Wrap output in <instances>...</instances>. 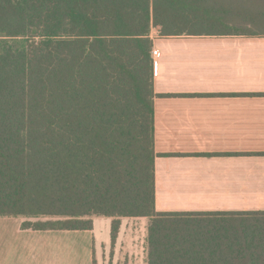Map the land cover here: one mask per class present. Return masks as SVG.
Masks as SVG:
<instances>
[{"label": "trees", "instance_id": "obj_1", "mask_svg": "<svg viewBox=\"0 0 264 264\" xmlns=\"http://www.w3.org/2000/svg\"><path fill=\"white\" fill-rule=\"evenodd\" d=\"M239 3L0 0V218H110L111 244L144 218L146 264H264V212L155 211L150 33L264 37L239 31Z\"/></svg>", "mask_w": 264, "mask_h": 264}, {"label": "crops", "instance_id": "obj_2", "mask_svg": "<svg viewBox=\"0 0 264 264\" xmlns=\"http://www.w3.org/2000/svg\"><path fill=\"white\" fill-rule=\"evenodd\" d=\"M150 39L157 51L151 53L155 211L264 212V37H161L154 28ZM94 219L91 231L47 232L81 234L87 264H97ZM139 219L122 218L120 226ZM18 221L0 227L47 233L22 230ZM119 232L114 244L110 234L102 246L101 262L108 245L109 253L121 248ZM12 238L0 236V264H19ZM120 263L131 264L130 255Z\"/></svg>", "mask_w": 264, "mask_h": 264}, {"label": "rangeland", "instance_id": "obj_3", "mask_svg": "<svg viewBox=\"0 0 264 264\" xmlns=\"http://www.w3.org/2000/svg\"><path fill=\"white\" fill-rule=\"evenodd\" d=\"M238 11L239 1L247 2L245 6L246 17H240L233 22L235 25L243 24L239 28L242 33L264 35V0H229ZM239 4V5H238ZM245 23V24H244ZM140 222H127L124 227L119 226L122 234V246L119 251L110 248L106 251L105 260L101 262L102 246L110 241L111 221L110 218H95L93 221V234L95 238L97 264H121L122 258L130 255L131 264H143L144 243L147 226V219H139ZM147 221V222H146ZM0 222H19L18 219H1ZM118 233H120L118 231ZM0 236L11 237L10 243L15 252V258L19 264H87V249L84 247L81 234H69L64 232H47L36 234L28 231H21L12 225L0 227ZM118 236V235H117ZM105 243V244H103ZM105 247V246H103ZM121 253L123 254L121 256ZM116 261L108 259V256ZM125 255V256H124ZM124 256V257H123ZM121 257V258H120ZM121 260V261H117ZM127 262V261H126Z\"/></svg>", "mask_w": 264, "mask_h": 264}, {"label": "built area", "instance_id": "obj_4", "mask_svg": "<svg viewBox=\"0 0 264 264\" xmlns=\"http://www.w3.org/2000/svg\"><path fill=\"white\" fill-rule=\"evenodd\" d=\"M151 53H152L153 55H156V54H157V51L152 50Z\"/></svg>", "mask_w": 264, "mask_h": 264}]
</instances>
